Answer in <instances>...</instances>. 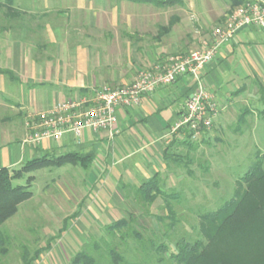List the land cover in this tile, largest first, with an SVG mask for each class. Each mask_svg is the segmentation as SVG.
Segmentation results:
<instances>
[{
  "label": "rangeland",
  "instance_id": "rangeland-1",
  "mask_svg": "<svg viewBox=\"0 0 264 264\" xmlns=\"http://www.w3.org/2000/svg\"><path fill=\"white\" fill-rule=\"evenodd\" d=\"M183 7L185 5L158 8L123 0H16L12 12L6 0H0V29L25 27L29 31L27 44L32 54L41 59H56L63 54L84 55L90 50L92 55L101 54L121 61L128 53L125 49L153 44L159 27L167 26L172 17L185 20L176 22L173 36L185 37L193 23L187 22ZM255 88L258 105H247L241 114L231 116L228 124L213 122L209 130L197 138L191 137L190 141L187 136L173 134L176 137L168 144L169 153L183 156L182 162L164 160V167L158 173L164 192L180 194V203H173L177 218L174 228L167 226L171 221L162 198L150 207L136 194L140 186L127 190L122 218L132 214L131 229L142 236L137 241L133 233L125 229L123 232L129 234L126 242H122L120 236L114 240L128 264H158L155 247L162 244L172 247L183 238H197L199 214L219 208L235 192L242 191L239 179L256 161L257 155L264 154V80ZM3 98L0 95V102ZM6 114L8 112L0 108V116ZM0 130L4 128L0 126ZM188 142L195 149H191ZM86 175V169L81 166L65 164L34 171L14 181L15 185H25L27 178L32 177L33 196L22 203L16 215L2 227L9 238L3 250L0 249V264H23L24 255L33 257L36 250L48 242L50 249L32 264H72L77 253L91 242L109 241L105 228L116 220L106 224L85 222L82 227V223L71 219L60 236L64 220L72 218L81 208ZM158 217L164 220L159 221Z\"/></svg>",
  "mask_w": 264,
  "mask_h": 264
},
{
  "label": "crops",
  "instance_id": "crops-1",
  "mask_svg": "<svg viewBox=\"0 0 264 264\" xmlns=\"http://www.w3.org/2000/svg\"><path fill=\"white\" fill-rule=\"evenodd\" d=\"M184 1L186 20L193 23H189L185 37H174L172 31L162 39L156 35L153 44L125 49L128 55L121 61L92 55L90 50L84 55L41 59L32 54L25 27L0 29V69L12 71L15 78L0 74V95L4 96L0 108L8 112L0 116V126L4 128L0 130V168L13 169L45 154L91 155L85 197L79 212L67 222L73 219L84 227L85 222L106 224L123 217L127 190L141 186L160 172L168 144L179 134L186 136L183 131L176 136L171 132L197 89L195 79L182 76L175 83L144 95L139 105L121 107L111 131L85 129L80 139L66 133L59 139L34 141L39 131L36 116L59 102L128 85L140 69L151 68L168 55L200 48L212 30L224 24L232 7L230 0ZM183 21L179 18V23ZM62 48L65 50L66 46ZM201 75L218 105L215 124H228L231 116L241 114L247 105L257 106L255 87L264 80V27L240 28L232 40L218 49Z\"/></svg>",
  "mask_w": 264,
  "mask_h": 264
},
{
  "label": "trees",
  "instance_id": "trees-1",
  "mask_svg": "<svg viewBox=\"0 0 264 264\" xmlns=\"http://www.w3.org/2000/svg\"><path fill=\"white\" fill-rule=\"evenodd\" d=\"M6 0L10 11L14 12V2ZM135 4L153 5L158 8L184 6V0H123ZM231 9L245 4V0H230ZM14 16L13 14H11ZM179 17H172L167 26H160L157 39H162L169 34ZM11 79H15L12 71L0 69ZM264 113V110H263ZM187 141L191 134L182 130ZM191 149L195 147L188 142ZM183 156L169 153V146L164 150V160L180 164ZM92 162V156L81 152H67L64 154H45L32 158L22 163L18 169L6 167L0 168V249L5 246L8 236L3 232V225L11 219L19 210V206L33 196L30 183L32 177L27 178V184L15 185L14 181L25 178L34 171L50 167H62L65 164L79 165L88 169ZM159 173L146 180L137 190V195L153 206L158 198H162L171 223L169 228L177 224L173 203H180V194L164 192L161 187ZM242 191L238 190L234 196L219 208L199 214V236L192 240L185 238L178 240L172 247L162 244L154 248L157 252L158 264H264V154L257 155L256 161L248 171L239 179ZM76 216L73 215L72 217ZM132 214L128 218H121L106 226L109 241L99 239L91 242L85 250L77 253L72 264H128L124 253L117 248L114 240L120 236L122 242H126L129 229L137 241L142 236L131 229ZM159 221L164 218L158 217ZM67 221L60 230V235L66 231ZM104 248V249H103ZM50 249V242L45 247L36 250L35 255L29 258L23 256V264H32L41 254Z\"/></svg>",
  "mask_w": 264,
  "mask_h": 264
},
{
  "label": "built area",
  "instance_id": "built-area-1",
  "mask_svg": "<svg viewBox=\"0 0 264 264\" xmlns=\"http://www.w3.org/2000/svg\"><path fill=\"white\" fill-rule=\"evenodd\" d=\"M244 26L264 27V0H249L232 9L223 25L215 27L201 47L187 54H171L151 68L140 69L133 82L116 88H103L93 94L72 98L36 116L39 131L33 140L59 139L72 133L80 139L85 129L112 130L118 122V110L139 105L144 95L175 83L182 76L195 79L196 90L186 102L185 113L171 134L187 130L197 138L213 126L218 105L203 83L202 70L216 56L218 49L233 39Z\"/></svg>",
  "mask_w": 264,
  "mask_h": 264
}]
</instances>
